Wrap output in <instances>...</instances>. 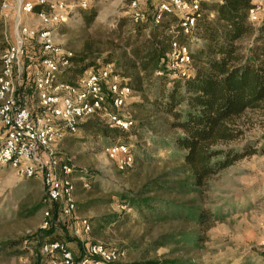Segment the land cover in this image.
Instances as JSON below:
<instances>
[{"label": "rangeland", "instance_id": "rangeland-1", "mask_svg": "<svg viewBox=\"0 0 264 264\" xmlns=\"http://www.w3.org/2000/svg\"><path fill=\"white\" fill-rule=\"evenodd\" d=\"M11 1L17 6L20 0ZM254 1L257 19L252 22L257 26L264 20V0ZM155 2L157 0H139L137 5L139 9L151 11ZM68 3L69 16L57 25L54 43L73 55L86 53L89 55L87 61L94 62L96 67L104 66L105 57L111 52L116 53L115 56L120 53L115 46L120 20L126 18L129 24H137L129 17L131 0H103L87 10L81 9L77 0H69ZM1 4L2 0L0 72L6 35H13L16 19V11L2 12ZM92 11L97 15L94 21L86 24L82 14ZM22 16L32 28H41L38 17ZM168 20L169 17L163 18L164 22ZM188 42L192 49L199 48L201 44L199 40ZM243 43L249 45L250 40ZM62 78L65 79V73ZM131 97L134 103H128L123 111L135 120L131 131L105 137L94 127L106 126V118L93 116L83 121L74 134H68L50 146L61 162L73 165L75 170L73 199L76 209L72 216L63 217L66 223L58 229L69 248L77 254L88 243L113 246L125 251L120 260L125 264H149L153 260L178 257L200 264H264V153L243 157L212 177L209 189L204 191L202 200L197 199V203L211 207L220 218L212 222L211 229L205 231L206 240L194 249L183 248L181 243L158 246L162 235L183 227L172 221H153L136 208L122 205L128 196L143 189L151 190L143 195L169 201L197 198L196 195L167 191L168 185L163 183L181 178L175 171L182 165V152L170 141L175 131L166 125L171 117L162 111L149 109L150 103L137 107L135 103L140 102L141 97L137 94ZM28 100L33 113L37 112L40 108L37 96L33 95L32 101ZM86 123L92 128L86 129ZM238 123L244 132L233 144L241 147L250 143L257 149H263L264 107L248 110ZM115 142L128 143L132 147L134 165L131 168L121 169L119 162L122 157L112 158L105 153V147ZM47 154L43 153L44 163L47 162ZM85 182H89L87 187ZM155 182H160L161 189L154 188ZM46 197V186L40 174L22 176L9 165H0V264H35L46 206L41 209L35 207L45 205ZM83 218L91 221V233L81 232L76 236L72 228ZM4 242L8 245L4 246ZM178 247L181 250L177 251Z\"/></svg>", "mask_w": 264, "mask_h": 264}, {"label": "trees", "instance_id": "trees-1", "mask_svg": "<svg viewBox=\"0 0 264 264\" xmlns=\"http://www.w3.org/2000/svg\"><path fill=\"white\" fill-rule=\"evenodd\" d=\"M158 3L159 0L151 11L146 10L149 18L144 22L131 25L126 18L120 20L115 43L120 53L115 56L116 53L111 52L104 62L115 64L114 72L119 80L141 97V101L135 103L137 107L150 103L149 109L171 117L166 125L175 131L170 141L182 152V165L175 171L181 178L163 183L168 185L167 191L197 198L169 201L143 195L151 191L143 189L128 196L122 205L136 208L153 221H172L183 227L162 235L158 246L181 243L183 248L194 249L206 240L205 231L211 229L212 222L220 218L211 207L197 203L209 189L212 177L243 157L264 153V148L257 149L250 143L241 147L233 144L244 132L238 119L248 110L264 107V20L257 26L250 20V11L256 7L254 0H204L195 25V35L201 44L192 49L188 42L191 39L184 34L176 14L166 15L168 21L154 22ZM42 9L37 5L34 12ZM82 15L86 24H90L97 14L92 11ZM247 39L249 45L243 43ZM173 41L188 46L194 62L188 77L172 76L173 72L167 68ZM88 58L86 53L73 55L72 67L62 79L73 83L76 77L96 67ZM85 128L91 129L92 125L86 123ZM94 128L105 137L128 132L110 127L108 122L106 126L95 125ZM153 186L156 190L162 187L160 182ZM49 208L52 218L50 224L39 231L42 239L36 249L35 264H44L51 258L43 253L44 242L65 241L58 231L66 223L59 214L60 204H50ZM78 245L81 246L80 241ZM149 264L200 262L178 257L153 260Z\"/></svg>", "mask_w": 264, "mask_h": 264}, {"label": "built area", "instance_id": "built-area-1", "mask_svg": "<svg viewBox=\"0 0 264 264\" xmlns=\"http://www.w3.org/2000/svg\"><path fill=\"white\" fill-rule=\"evenodd\" d=\"M103 0H77L87 10ZM139 0H131L130 17L134 23L149 18L146 10L138 8ZM69 0H20L16 6L11 0H2L1 11L15 10L13 35H6L7 44L2 56L0 73V165H9L22 176L40 174L47 191L48 204L44 208L43 227L51 222L50 204H60L59 214L72 216L76 209L74 194V167L61 162L50 146L68 134H74L80 124L93 116L106 118L110 127L131 131L135 120L123 113L132 102L133 91L115 74V64L91 67L72 82L62 75L72 67L73 53L65 52L54 43V31L68 18ZM202 0H159L154 22L163 21L166 15L180 18L184 34L191 40L195 35L197 14ZM43 9L34 12V8ZM250 11V20L257 16ZM22 15L38 17L41 28L36 30L24 22ZM167 68L173 75L188 77L194 66L187 45L172 42ZM160 73V72H159ZM37 96L40 108L32 111L24 98L27 92ZM43 153H48L44 163ZM112 158L121 156L120 168L134 164L132 147L115 142L105 147ZM87 187L89 182H85ZM91 221L83 218L73 226L74 235L90 234ZM76 255L63 241L44 242L43 253L51 258L44 264H114L121 263L125 251L102 243H88Z\"/></svg>", "mask_w": 264, "mask_h": 264}, {"label": "crops", "instance_id": "crops-1", "mask_svg": "<svg viewBox=\"0 0 264 264\" xmlns=\"http://www.w3.org/2000/svg\"><path fill=\"white\" fill-rule=\"evenodd\" d=\"M13 24H14V23H13ZM12 28H13V27H12ZM12 32H13V29H12ZM29 93H30V92L28 91L27 94H25V96H24V98L28 101V104H29V100H28L29 98H30V101H32V100H31V96L29 95Z\"/></svg>", "mask_w": 264, "mask_h": 264}]
</instances>
